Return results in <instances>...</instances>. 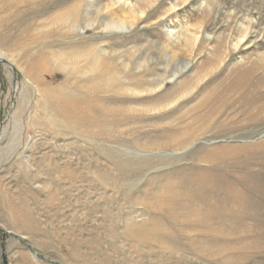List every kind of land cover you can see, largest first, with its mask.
Listing matches in <instances>:
<instances>
[{"label": "rangeland", "instance_id": "obj_1", "mask_svg": "<svg viewBox=\"0 0 264 264\" xmlns=\"http://www.w3.org/2000/svg\"><path fill=\"white\" fill-rule=\"evenodd\" d=\"M137 1L0 0V264H264V0Z\"/></svg>", "mask_w": 264, "mask_h": 264}, {"label": "bare ground", "instance_id": "obj_2", "mask_svg": "<svg viewBox=\"0 0 264 264\" xmlns=\"http://www.w3.org/2000/svg\"><path fill=\"white\" fill-rule=\"evenodd\" d=\"M139 6H146L148 3H150V0H138L137 1ZM80 8V7H79ZM93 11V10H92ZM130 13V14H129ZM128 13V16L131 17L132 19H136L137 15L134 12V10H130ZM64 16H65V22L68 23L67 25H69V29L68 30H72L73 28H76L77 26H79L81 23H87L88 26H93L94 22H90L93 20V17L91 18V15H89V13L85 12L84 14L82 12H80L76 6H71L68 7L66 9V11L64 12ZM100 15H97L94 19L97 21L98 25H104L103 29H107V30H117L118 31H123L126 29V26L123 22H118V19L115 18H110L109 20H105L103 17H99ZM106 31V30H105ZM108 32V31H107ZM68 33V32H65ZM71 35V34H70ZM189 38V36H188ZM194 39V38H193ZM195 40V39H194ZM96 47V46H95ZM194 47V46H193ZM95 51V50H94ZM137 52V51H136ZM97 53V52H96ZM102 55V54H101ZM100 55V57H101ZM106 56V55H105ZM137 56V55H136ZM114 57H112L111 55H109V61H112ZM96 59V58H95ZM108 61V60H107ZM207 62V61H206ZM115 66V65H114ZM111 67V66H110ZM96 68H98V66L96 65ZM113 68V67H112ZM116 68V67H115ZM99 69V68H98ZM97 69V70H98ZM102 69V66H101ZM109 69V67H108ZM114 69V68H113ZM112 70V69H111ZM117 70V69H116ZM115 70V71H116ZM121 70V68H120ZM179 70V69H178ZM104 71V70H103ZM102 71V72H103ZM109 72V71H108ZM114 72V71H113ZM115 73V72H114ZM102 74L100 71L97 72L96 74V78L101 79ZM111 74V73H110ZM119 74V73H118ZM118 74L116 76H118ZM175 77V76H174ZM91 78L93 77H89V81L91 80ZM117 80V79H115ZM97 87H95L94 89L99 88V84L97 85ZM118 96V95H117ZM169 102V101H168ZM168 104V103H167ZM150 107V106H149ZM19 186V185H18ZM20 190V189H19ZM6 189L1 186L0 189V222H2L1 224L3 226H9L10 223L13 222L12 218V212L11 209H14V206L12 203L17 202L18 197L15 196H6L5 195ZM19 193V192H18ZM15 197V198H14ZM20 199V198H19ZM23 203V202H22ZM21 203V204H22ZM19 204V202H18ZM18 219V218H17ZM11 227V226H10ZM10 233H15L14 231H10Z\"/></svg>", "mask_w": 264, "mask_h": 264}]
</instances>
